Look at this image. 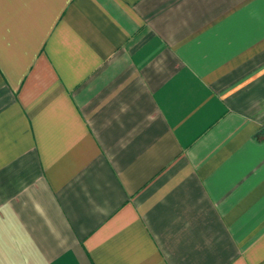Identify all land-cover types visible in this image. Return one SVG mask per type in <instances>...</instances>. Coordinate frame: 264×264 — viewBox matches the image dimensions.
I'll list each match as a JSON object with an SVG mask.
<instances>
[{"label": "crops", "instance_id": "obj_1", "mask_svg": "<svg viewBox=\"0 0 264 264\" xmlns=\"http://www.w3.org/2000/svg\"><path fill=\"white\" fill-rule=\"evenodd\" d=\"M0 264H264V0H0Z\"/></svg>", "mask_w": 264, "mask_h": 264}]
</instances>
